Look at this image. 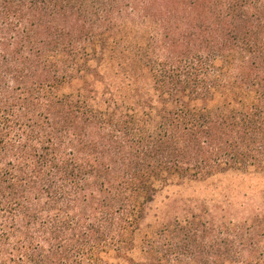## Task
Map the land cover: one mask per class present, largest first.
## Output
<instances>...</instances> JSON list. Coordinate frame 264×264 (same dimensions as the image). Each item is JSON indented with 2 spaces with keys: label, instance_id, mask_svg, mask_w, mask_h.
I'll use <instances>...</instances> for the list:
<instances>
[{
  "label": "trees",
  "instance_id": "16d2710c",
  "mask_svg": "<svg viewBox=\"0 0 264 264\" xmlns=\"http://www.w3.org/2000/svg\"><path fill=\"white\" fill-rule=\"evenodd\" d=\"M231 173H264V0H0V264H264V214L165 197Z\"/></svg>",
  "mask_w": 264,
  "mask_h": 264
},
{
  "label": "rangeland",
  "instance_id": "374dc122",
  "mask_svg": "<svg viewBox=\"0 0 264 264\" xmlns=\"http://www.w3.org/2000/svg\"><path fill=\"white\" fill-rule=\"evenodd\" d=\"M165 197L190 199L225 213L228 219L245 220L264 214V173H231L200 183L170 188ZM159 199V203L164 198ZM159 203L157 205H159Z\"/></svg>",
  "mask_w": 264,
  "mask_h": 264
}]
</instances>
